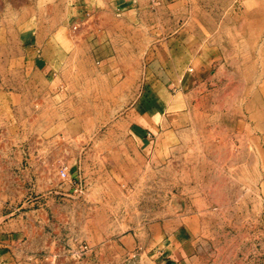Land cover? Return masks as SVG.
I'll list each match as a JSON object with an SVG mask.
<instances>
[{"label": "rangeland", "instance_id": "obj_1", "mask_svg": "<svg viewBox=\"0 0 264 264\" xmlns=\"http://www.w3.org/2000/svg\"><path fill=\"white\" fill-rule=\"evenodd\" d=\"M76 2L0 0V211L68 202L0 264H264V0H136L109 31Z\"/></svg>", "mask_w": 264, "mask_h": 264}, {"label": "crops", "instance_id": "obj_2", "mask_svg": "<svg viewBox=\"0 0 264 264\" xmlns=\"http://www.w3.org/2000/svg\"><path fill=\"white\" fill-rule=\"evenodd\" d=\"M76 1V4L82 2V6L77 7V10L75 9V13L78 14L75 19H77V21H79L78 19L83 21V17L86 16V21L91 19L88 24L89 27L100 29L101 31H109L110 28L107 23L113 19L123 23L127 12L131 14L133 10L137 9L138 5L136 0ZM165 1L171 2L172 0ZM99 41L97 40L94 44L104 46L108 43L101 42L102 40ZM80 174H82V171H80L78 175ZM76 180L77 178L68 184L69 190L75 191V189L80 186ZM39 185H32V188L30 185L22 184L18 191L24 193L25 199L22 200L20 205L17 203H6L7 207L5 210L0 211V250L6 247L9 252H29L30 249L36 247L35 239L39 238V228H41L43 224L45 225L49 222H53L55 229H58L59 233L61 232L63 218L68 215L65 214V211L67 212L65 209H68V202L63 199V195L67 193L63 192L62 185L58 183ZM36 186L40 187V189L35 190L34 187ZM33 191L37 192L34 196ZM38 192L42 193L39 194ZM0 193L3 192L0 191ZM69 195L74 198L71 205L75 208H70L69 217L72 219L75 213L77 217L83 216L86 218V221H89V217L93 216L92 202L88 199H86L85 202L83 200L79 201L76 198L78 197L77 194ZM8 208H10V210Z\"/></svg>", "mask_w": 264, "mask_h": 264}, {"label": "built area", "instance_id": "obj_3", "mask_svg": "<svg viewBox=\"0 0 264 264\" xmlns=\"http://www.w3.org/2000/svg\"><path fill=\"white\" fill-rule=\"evenodd\" d=\"M76 27H77V25L74 26V28H76ZM59 174H60V176H61L62 178H65V177L67 176L68 172H67L66 168L63 167V168H61V169L59 170Z\"/></svg>", "mask_w": 264, "mask_h": 264}]
</instances>
